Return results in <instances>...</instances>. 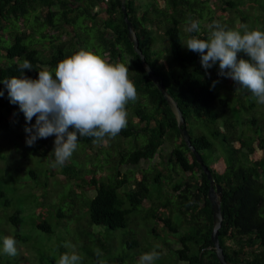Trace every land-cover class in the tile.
Returning a JSON list of instances; mask_svg holds the SVG:
<instances>
[{
  "label": "trees",
  "instance_id": "obj_1",
  "mask_svg": "<svg viewBox=\"0 0 264 264\" xmlns=\"http://www.w3.org/2000/svg\"><path fill=\"white\" fill-rule=\"evenodd\" d=\"M211 2L214 7H211ZM125 5L128 20L134 27L146 62L153 73L161 78L168 94L177 103L192 146L209 168L214 182L222 186L220 208L223 220L218 241L225 259L230 263L264 264V123L257 111L261 106L264 108V104L248 98L231 108L228 96H224L231 94L230 89L235 90L238 86L244 90V94L251 93L239 87L232 79L218 76V63L208 69L206 74L199 54L190 50L183 51L180 38V25L189 20L198 21L200 25V30L189 33V36L195 35L201 39H207L210 31L214 30L204 24L212 25L214 22H218L226 30H240V25L245 24L250 30L259 28L264 31V0H126ZM248 5L257 9L261 7L259 10L262 14L253 15L243 11L249 8ZM227 8L228 17L224 18L222 15L227 12ZM217 11L222 16L221 20L215 17ZM30 12L36 13L37 26H46L48 33L57 31L55 36L58 39L61 38L59 33L65 25L76 32V19L79 15L83 16L87 27H97L99 45L103 47L101 57L105 56L109 63L128 66V78L134 83L137 92L136 100L129 101L126 105L127 125L118 134L126 139L134 137L137 148L132 151H127L126 147L119 148L118 154H115L117 160L112 161L109 173L104 176L97 171L102 169L99 163L90 165L88 161L89 165L81 169L68 162L60 166V174L66 182H70L71 187L62 203L69 202L73 213L79 211L84 215L88 214V219L84 217L80 220L77 217L80 225L81 221L86 224L87 220L91 225L104 226L109 230L126 228L128 216L140 208L163 231L176 234L173 239L180 245L175 249L176 260L184 264H219L210 239L213 219L207 199L209 182L182 140L166 101L148 78L139 56L128 40L119 0H0V81L11 77L19 78L21 75L35 80L38 72L45 70L43 67H48L47 70L52 72L59 61L78 51L65 56L59 49L56 54L41 60L38 50L23 43L32 31L23 30L24 27H20V30L13 29L17 22H21L19 26H23L28 21ZM232 15L239 19L237 25H233ZM154 32L155 35L158 33L159 38L164 36L167 39L170 54L167 68L161 62V54L158 55L157 52L159 50L151 48L152 45H157L151 42ZM11 40V45L5 46V42ZM78 47L87 50L81 44ZM125 55L131 57L129 63L125 61ZM1 59H5V62ZM238 59L247 57L240 53ZM24 60L31 62L32 69H24L22 73L20 65ZM227 80L231 84L229 89L224 86ZM214 81H218L215 86ZM0 91L4 92L0 96V129L11 121L29 123L18 109L19 105L9 103L3 83H0ZM242 109L247 114L243 113L239 118L235 114ZM242 116L247 118L246 123L242 121ZM34 120L35 117L31 123ZM196 120H204L212 127L210 134L219 138L216 145L201 134L203 127L197 125ZM241 125L243 129H240ZM72 130L69 128V131ZM140 137L144 144L138 147L142 143ZM167 140L172 148L165 161L157 165L161 168L151 166L139 171L140 174L136 177L131 170L120 173V165L137 166L141 161L153 160L158 149ZM109 141L113 142L114 139ZM78 142L89 144V149L94 146H90L94 143V138L78 137ZM108 142L106 146L97 148L94 157L104 155V149L112 146ZM47 145L49 140L44 138L37 139L31 147L41 155H47ZM212 150L215 152L214 158H210V155L203 156V151ZM223 152L228 153L226 158ZM29 174L35 176L33 171ZM150 181L159 183V191H154L155 198L147 186ZM161 185L171 187L173 194L162 191ZM84 189L94 190L95 195L88 198L82 191ZM73 194H81L82 201L74 199ZM38 196L34 200L37 202L35 215L39 216L34 224L38 230L49 233L51 218H57L59 223L62 220H72L69 210L64 212L59 207L54 209L47 194ZM3 197L4 193L0 190V199ZM4 202L9 206L7 199ZM146 203L150 204L147 210L144 209ZM165 213L168 215H164ZM19 216L18 210L13 212L5 221L0 220V227L3 229L8 222L15 228L19 227ZM153 231L156 236L162 235V232ZM12 237L18 243L23 241L17 233ZM82 242L86 246V240L82 239ZM126 245L128 248H140L138 241L134 239L127 240ZM17 249L22 251L20 247ZM83 250L87 256L84 246ZM64 253H67L66 248L59 255ZM99 259L100 256L97 255L92 258L96 264H100ZM11 260L12 257L0 249V264H12ZM20 260L25 259L22 257ZM123 263L121 256H116L111 261V264Z\"/></svg>",
  "mask_w": 264,
  "mask_h": 264
},
{
  "label": "rangeland",
  "instance_id": "obj_2",
  "mask_svg": "<svg viewBox=\"0 0 264 264\" xmlns=\"http://www.w3.org/2000/svg\"><path fill=\"white\" fill-rule=\"evenodd\" d=\"M210 4L211 7H214L212 2ZM248 7L249 8L247 9H243V11L251 12L253 15L262 14L259 10L261 7L259 9L250 5H248ZM226 11L227 12L222 15L224 18L228 17L229 9L227 8ZM218 12L219 11L216 12L215 17L216 19L221 20L220 18L222 16L219 15ZM28 15L29 19L23 24V26H19L21 25V22H17L13 29L20 30V27H24L23 30H27L28 32L29 30L32 31L31 35L28 36L27 40L23 43L38 50V56L41 60L46 57L49 58L50 55L56 54L59 49L63 51L65 56L68 54L70 55L71 52L75 50H81V48L78 47L80 44L83 45V47H87V51L101 56L100 52L103 47L99 45L100 40L97 27H87L83 16L81 17V15H79L76 19L77 23L76 26H74L76 32H74L70 26L65 25L63 26V31L59 33L61 34V38L58 39V37L55 36L58 33L57 31L48 33L46 26H37L35 19L36 13L30 12ZM232 17L233 25H237L239 19L234 15H232ZM210 25V23L204 24L207 28H210ZM188 27V22L180 25V38L183 51L188 50L184 47L186 40L189 38V32L187 31ZM101 29L104 30L103 25H101ZM256 30H259V28ZM45 31L47 32L46 34ZM156 35L154 32L151 42H155L154 44L157 45H152L151 48L159 50L157 52L158 55L161 54V62H163L167 68L168 59L170 58L167 39L164 36L159 38L157 35V39L155 40ZM71 37H73V40ZM72 41L73 44H70ZM76 41L79 42L76 43ZM151 42L149 41V43ZM11 43L12 40L5 42V46H10ZM160 44H163V46H160ZM102 58L105 60L107 59L105 56H102ZM130 59L131 57L129 55H125V61L127 63H129ZM1 61L5 62V59H1ZM43 68L45 70L48 69V67ZM52 72L54 74V70ZM230 85L231 84L228 80L227 82H224V86H227L228 89L230 88ZM237 88L238 86H236L235 90L230 89L229 92L231 94L224 95L228 96L231 108L234 106L236 107L237 104L246 101V99L248 100V98L256 100L252 94H244L243 89ZM257 111L259 112L258 114L262 116L264 123L263 106L259 107ZM243 113L247 114L246 110L242 109L235 115L240 118ZM242 121L246 123L247 118L242 116ZM18 122V120L8 122L3 125L2 129H0V190L4 193L3 199H0V220L2 222L5 221L9 215L17 210L20 214L19 227L15 228L9 222L3 227V229L0 227V249H3V239L7 236L12 237L17 233L23 239L20 243L17 242V247H20L22 251L18 250V256L16 255L15 257H12L10 263L58 264L60 258L59 253L62 249L66 248L68 254L71 255L74 252L82 258L80 264H96L92 258L94 255H97V250L100 252L99 261H102L103 264H111V261L116 256H121L124 259L123 264H139L140 256L152 251L159 253V258L156 259L153 264H184V262L176 260L175 249L180 247V245L173 239L176 234H171L168 230L163 231L155 221L150 218V215L147 214V212L146 214L142 213L140 208L137 212H133L128 216V225L126 228L109 230L104 226L91 225L87 220L86 224L84 221H81L80 225L77 221V217H79L80 220L84 217L88 219V214L86 213V215H84L79 211H76L75 214L73 213L72 206L69 202L62 203V199H64L68 191L71 190L70 182H66L65 178L60 174V166H51V162L54 160L52 152L54 149L55 136L53 135L46 138L47 141L49 140V145H47L49 154L41 155L38 151L33 150L32 147L26 145L28 133H26L24 129L25 127H31L35 124V120L32 123L29 122L26 124ZM195 123L197 125H202L203 129L200 130L201 134H204L213 145H216L219 142V138L210 134L212 127L204 120H196ZM240 129H243L242 125L240 126ZM192 132L194 133L193 129ZM258 134L260 135V132ZM105 139L108 141L110 140L107 137ZM113 139L114 145L112 144V141H109L112 146L108 149H104V155L100 154L98 157H94L97 148L106 146L107 143L102 141L97 143L94 142L90 144V146L94 145L93 148L89 149V144L77 142L78 146L67 162L75 166L77 169L87 166L88 161L90 165L99 163L102 169L97 171L101 176L107 175L109 173L108 168L113 164L112 161L117 160L115 157L119 152V148L124 149V147H126L127 151H132L137 148L134 137L126 139L117 135ZM141 140L142 143L138 147L144 144V140L142 138ZM50 141L53 143H50ZM171 145L172 144L168 140L165 141L151 161H141L137 166L120 165V173L131 170L136 177L137 174H140L139 171L146 170L151 166L161 168L157 165L165 161L172 148ZM202 154L203 156L210 155V158H214L215 156L213 150L203 151ZM223 155L224 158H226L228 153L224 154L223 152ZM30 171H33V174L35 175L34 177L29 174ZM180 177L178 181L180 180ZM132 184L133 182L131 179V185ZM147 186L149 191L153 192V197L155 198L156 193H154V191H159V183L150 181L147 183ZM161 186L162 191L173 194L171 187L166 188V186ZM82 191L85 192V195L88 198L95 195L94 190L84 189ZM43 193L50 197L49 203L54 205V209L59 207L64 212L69 210L72 215V220H62L63 222L60 223L57 218H51V230L49 233L38 230L34 224V222L39 219V216L35 215V205L37 202H34V200L39 197L38 195H42ZM73 197L79 202L82 201L81 194H73ZM4 199H7L9 206H6ZM148 205L150 204L146 203L144 205L145 210H147L146 208ZM164 215H168V213H165ZM153 229L162 232V235L156 236ZM182 230L184 229H179V231ZM82 239L86 240V246L82 244ZM130 239L137 240L140 248H128L126 241ZM66 244H69L72 247H65ZM83 246L87 250V256L84 253ZM20 254L25 259L23 260L25 262L20 260L22 259Z\"/></svg>",
  "mask_w": 264,
  "mask_h": 264
},
{
  "label": "clouds",
  "instance_id": "obj_3",
  "mask_svg": "<svg viewBox=\"0 0 264 264\" xmlns=\"http://www.w3.org/2000/svg\"><path fill=\"white\" fill-rule=\"evenodd\" d=\"M188 23L189 33L200 30L198 21ZM209 27L214 30L207 39L191 35L184 47L199 54L206 74L218 63V76L232 79L258 103L264 104V31L250 30L245 24L240 25V30H226L218 22ZM240 53L247 59H238ZM24 69H32L30 61L22 62V73ZM128 73V66L109 63L100 55L81 49L59 61L54 75L41 70L35 80L21 75L0 83L7 89L9 103L19 105L26 122L35 117V124L24 129L28 133L27 146H33L37 139L55 136L51 166L57 167L64 166L72 156L78 137L107 143L106 137L115 138L126 127V105L137 98ZM215 83L218 81H214L213 86ZM3 95L0 91V96ZM65 247L72 246L66 244ZM3 252L11 257L17 255L14 237L3 239ZM96 254L100 255L99 250ZM158 258L156 251L144 253L139 264H153ZM81 259L74 252L64 253L58 264H80Z\"/></svg>",
  "mask_w": 264,
  "mask_h": 264
},
{
  "label": "water",
  "instance_id": "obj_4",
  "mask_svg": "<svg viewBox=\"0 0 264 264\" xmlns=\"http://www.w3.org/2000/svg\"><path fill=\"white\" fill-rule=\"evenodd\" d=\"M119 3H120V10L122 13V17H123V20L125 22L126 29H127L128 40L132 43L134 52L139 56L140 61H141V65H142L144 71L146 72V74L148 75V78L156 85L157 89L162 94L164 100L166 101L169 109L171 110V112H172V114L176 120V124H177V127L179 129V134H180L182 140L184 141L186 146L189 148V150L192 152L194 158L196 159V162L200 165L203 174L206 176V178L209 182L207 199L210 203V207L212 210V219H213V226H212L210 239L212 242L213 251L216 255V258H217L219 264H248V263H230L225 259L222 248L220 247L219 241H218V232H219V229L221 228L222 220H223V216H222L221 208H220L221 199H222V186H220L214 182L209 168L204 164L203 159L200 156V154L198 153V151H196L194 146H192V144L190 142L189 133H188L186 126H185V120L182 116L180 109L178 108L177 103L168 94L161 78L159 76H156L153 73L151 67L146 62L145 56L139 47V41H138V38L135 34L134 27L130 23V21L128 20V14H127L126 5H125L126 0H119Z\"/></svg>",
  "mask_w": 264,
  "mask_h": 264
},
{
  "label": "built area",
  "instance_id": "obj_5",
  "mask_svg": "<svg viewBox=\"0 0 264 264\" xmlns=\"http://www.w3.org/2000/svg\"><path fill=\"white\" fill-rule=\"evenodd\" d=\"M105 2H107L108 0H104Z\"/></svg>",
  "mask_w": 264,
  "mask_h": 264
}]
</instances>
